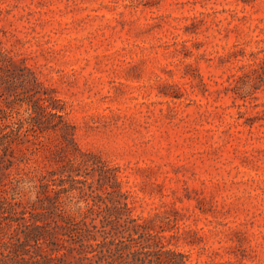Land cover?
Segmentation results:
<instances>
[{
  "label": "rangeland",
  "instance_id": "1",
  "mask_svg": "<svg viewBox=\"0 0 264 264\" xmlns=\"http://www.w3.org/2000/svg\"><path fill=\"white\" fill-rule=\"evenodd\" d=\"M0 36L64 107L74 155L118 176L133 218L158 213L190 263L264 264V0H0ZM16 86L8 101L26 107ZM39 138L21 164L37 175L60 143ZM113 206L90 213L92 233L131 243ZM72 235L81 245L84 226Z\"/></svg>",
  "mask_w": 264,
  "mask_h": 264
},
{
  "label": "trees",
  "instance_id": "2",
  "mask_svg": "<svg viewBox=\"0 0 264 264\" xmlns=\"http://www.w3.org/2000/svg\"><path fill=\"white\" fill-rule=\"evenodd\" d=\"M260 60L264 62V57ZM260 64H251L253 71H259L255 65ZM232 78L235 97H246L242 76ZM16 85L26 94V107L16 109L8 101ZM0 97L5 99L0 105V217H6L0 219V264H87L86 260L94 261L88 264H193L189 254L168 247L170 235L156 223L158 213L132 217L133 201L122 191L118 176L107 173L106 164L74 155L76 127L62 112L64 107L49 96L26 59L17 58L1 36ZM48 131L59 136L60 143L52 150L56 165L39 175L24 171L21 164L27 151L42 148L39 136ZM89 171H98L99 179L89 180L93 177ZM105 181L111 184L109 192L102 188ZM74 182L83 183L92 200H74L72 193L80 188ZM110 193L118 194L111 205L125 219L124 233L132 237L131 243H120L115 236L99 239L92 233L90 213L102 204L111 208L105 201ZM80 224L85 237L81 245L72 235Z\"/></svg>",
  "mask_w": 264,
  "mask_h": 264
}]
</instances>
